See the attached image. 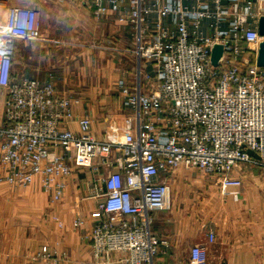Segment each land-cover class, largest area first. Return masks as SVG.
Listing matches in <instances>:
<instances>
[{"label": "built area", "instance_id": "built-area-1", "mask_svg": "<svg viewBox=\"0 0 264 264\" xmlns=\"http://www.w3.org/2000/svg\"><path fill=\"white\" fill-rule=\"evenodd\" d=\"M74 1L97 19L134 27L135 46L124 52L136 56V82L121 89L132 114L98 136L53 73L45 81L16 75L17 44L45 41L42 15L0 0V184L38 183L59 203L76 171L90 172L89 198L100 214L88 236L91 264H155L171 244L153 232V214L169 208L178 170L215 177L224 195L242 186L243 166L264 170V67L257 65L264 0ZM217 46L223 54L214 66ZM73 223L81 228L84 220L78 214ZM39 256L57 264L46 247ZM207 258L206 247L194 245L187 264Z\"/></svg>", "mask_w": 264, "mask_h": 264}, {"label": "crops", "instance_id": "crops-1", "mask_svg": "<svg viewBox=\"0 0 264 264\" xmlns=\"http://www.w3.org/2000/svg\"><path fill=\"white\" fill-rule=\"evenodd\" d=\"M11 4L40 10L45 40L17 44L21 64H15V74L45 81L53 73L58 91L77 100L78 115L92 116L98 136L109 123L123 126L132 110L124 104L121 89L133 87L137 77L136 56L124 52L135 46L134 27L114 17L101 19L100 27L92 11L74 0H19L16 4L11 0ZM113 22L119 28L118 51L111 52L106 43L101 48L83 43L84 47H74L78 31L89 33L97 27L108 34ZM50 41L63 44L51 46ZM239 176L242 186L229 188L224 195L215 177L197 170L175 173L169 208L153 214V232L171 244L167 255L155 264H187L194 245L206 247L208 264H264V170L245 165ZM93 181L90 172L77 170L59 203H52L38 183L27 188L0 184V264H46L39 256L44 247L57 264H91L88 236L100 220L96 200L89 198ZM78 214L84 224L74 228ZM210 232L215 234L212 243Z\"/></svg>", "mask_w": 264, "mask_h": 264}, {"label": "rangeland", "instance_id": "rangeland-1", "mask_svg": "<svg viewBox=\"0 0 264 264\" xmlns=\"http://www.w3.org/2000/svg\"><path fill=\"white\" fill-rule=\"evenodd\" d=\"M12 1L15 4L19 3V0H12ZM0 15L2 16L3 12H1ZM92 17H93L92 19L94 20L95 24L101 27L100 24L102 22L100 20L103 19V18L97 19L95 15L94 16L92 15ZM41 20H42V16H41ZM112 24H113L112 25V29H111V31L108 32V34L104 33L102 29H98L96 26H95L96 27L95 31L90 30L89 33H83L82 31H78L77 34L75 35V38H74V43L77 44V45L74 44V47L80 48L79 46H83L84 47L83 44H94L95 46L101 48L103 46H106V45H102L103 43H106L108 45V47L110 48L109 50L111 52L112 51H118L120 46L116 45L115 43H117V40H118V33H119L118 30H119V28L117 26V23L114 24V22H113ZM87 41H89V43H86ZM37 53L38 52H36V54ZM36 54H33L34 57H37ZM131 55H133V54H131ZM20 58H21L20 56H16V66L21 64V62H20L21 59ZM29 60L33 61V60H36V59L33 58V60L32 59H29ZM104 67H107V66H104Z\"/></svg>", "mask_w": 264, "mask_h": 264}, {"label": "water", "instance_id": "water-1", "mask_svg": "<svg viewBox=\"0 0 264 264\" xmlns=\"http://www.w3.org/2000/svg\"><path fill=\"white\" fill-rule=\"evenodd\" d=\"M259 34L261 36H264V17H262L259 21ZM223 54V48L222 46H217L213 50L212 54V63L214 66H217L219 59L221 58ZM257 65L259 67H264V42L260 45L258 56H257ZM251 155L256 156L253 153H250ZM256 158H259L256 156Z\"/></svg>", "mask_w": 264, "mask_h": 264}]
</instances>
